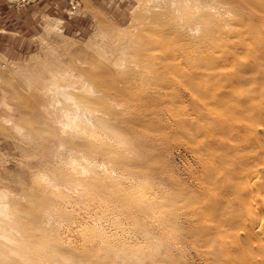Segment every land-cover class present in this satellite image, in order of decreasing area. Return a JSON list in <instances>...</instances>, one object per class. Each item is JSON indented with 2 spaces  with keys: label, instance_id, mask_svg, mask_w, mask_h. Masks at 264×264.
<instances>
[{
  "label": "rangeland",
  "instance_id": "374dc122",
  "mask_svg": "<svg viewBox=\"0 0 264 264\" xmlns=\"http://www.w3.org/2000/svg\"><path fill=\"white\" fill-rule=\"evenodd\" d=\"M169 1L0 0V192H2L1 190L3 193L6 191L5 193L10 197L15 195V198L21 201H19L20 205L18 204V206L28 208L31 201L34 200L33 196L37 193L38 188L33 182L37 183L38 176L44 178L48 173L47 164L49 160L45 155L51 149V143L56 146L54 145L56 139L53 138V140L50 137L46 140L41 139L40 144L36 145L37 147L33 145L34 139L20 118V106H27L25 109L32 111L35 103L47 100V87L36 83L35 73L17 74L14 70L19 67L31 66L36 60L60 61L63 64L62 68L67 70L63 74L64 77H69L71 74L77 75L81 69L82 72L89 69L91 73L94 74L95 72V76L99 72L95 78L97 81L88 75H83L80 82L93 85L94 91L89 93V97L93 101L96 98V100L102 99L101 102H98L100 100L93 102L95 110L103 118L105 125L115 133L113 135L112 132L101 131L103 125L100 127L98 125L96 127L98 129L95 131L107 133L108 137L112 138L111 142L109 141L111 144L114 139L113 150L119 149V146L120 152L112 154L120 157L125 153L124 155L132 164L130 168L129 166L127 168L117 161V166L116 162L110 159L113 158L111 157L112 154L108 153L112 148L108 150L109 148L106 147V151L103 148H97V152H104L105 156L99 152L90 156V158H96L95 160L94 158L91 159L93 162L90 160L93 163L92 166L96 165V168L108 173L109 171L116 172L117 176L123 174L124 178H132L135 183H140L145 187L142 190L145 193L152 191L159 193L160 206L164 214L169 212V196L173 195L174 197L179 194L178 211L187 210V218L190 220L185 221L183 218H179L176 225L177 231L172 235L169 232V227H165L164 222L159 218L158 222L156 218L152 219L151 216L147 218L145 214L148 212L136 211L129 204H122L124 200L121 197L118 199L113 197L112 199L110 195L98 193L100 194L99 196L97 194L98 198L96 196L95 202L92 201L94 202L92 205H97L92 211L94 209V206L91 205L92 202L87 203L84 200L85 203L84 198L76 196V198L74 197L76 200L73 203L74 207L72 202L69 203L72 208H69L67 204L66 206L63 205L64 207L61 206V208L66 209V212L71 211L72 216H65V219L61 216L65 221L59 217L57 222H62V224H58L56 218H53L51 224L45 225L48 231L55 230L52 235L55 238L57 235V239L61 241L60 250L62 252L69 249L75 250L78 259H81L83 264H241L242 262L255 264L257 261L256 264H262L264 254L262 256L261 252L264 253V247L263 250L256 248L260 245V241L256 235H248L246 229H250L251 225L254 224L253 220L255 221V219L252 220L251 217L246 216L250 214L248 212V197L249 199L252 198L251 192L250 194L244 193L245 197L241 194L245 198L241 199L236 188L239 187L242 181L241 177L245 173V171L243 174L237 172L240 167L244 166L241 162L247 163V159L250 158L249 161L252 162L248 161V163L253 164L256 161L254 157H258L257 160H259L262 152H264L261 146L264 144V40H259L264 39V0H215L221 13H216L217 15L215 14L214 17L210 18L211 35L204 38V32L201 29L196 31L195 41H193L195 37H191V39L186 37L187 50L180 49V52L183 51V53L177 51L179 57H182V60L177 59L181 61V63L179 61V65H176L177 61L173 62L175 50L173 53L170 48L173 43L170 42V45L167 43L169 36L165 28L169 19L165 15L164 8L169 4L174 6V3H169ZM215 3L212 0H205L202 3L205 8L204 12L206 9L209 10L207 6ZM161 9L164 11L161 15L163 18L155 21L154 14L161 12ZM142 29L144 30L142 31ZM148 29L151 33L148 32ZM221 29L227 33H223ZM111 30L112 32L114 30V32L122 31L131 34L129 50L130 48L132 50L133 47L136 50L138 43V46L142 47L144 45L141 44L142 41L144 42L146 39L147 42L151 39V35H154L155 43L152 40L149 41H152V45L158 46L156 53L160 54V58L153 63L151 69L148 68L144 72L146 78L151 76L150 84H138L139 87L124 91L123 94L127 99L139 98L144 100L147 102L145 105L129 106L123 96L113 95L112 98V93L109 95V89H113V92H118L117 89L121 91L120 88L124 87L122 82L134 73L133 69L135 68L134 64L130 63V52L128 53L127 50L124 53L125 62L121 63V61L116 64L119 62L117 51L120 52V49H116L119 46L117 45L119 41H113L112 44V39L109 37L108 41L107 31L111 32ZM144 31L145 34H143ZM235 31H238V36H236ZM172 33L169 40L176 36L175 32L173 35ZM230 33H234L235 36L234 34L230 36ZM141 34L147 37L145 36L144 40L140 38L142 41L139 42L138 39ZM133 39L138 40V43ZM91 41H94V45L99 44L92 49L89 45ZM213 42H223L227 48L214 50L215 43L212 44ZM179 46V44L176 45L178 49ZM228 46L235 48L227 50ZM76 52H80V55L77 56ZM103 53L105 54L103 55ZM172 54L173 58L166 56H172ZM161 56L164 58L162 59ZM165 57L167 58L165 59ZM215 58L219 59V63L215 62ZM107 71H109L108 74ZM101 73L106 74L100 75ZM234 93L240 95L238 96L239 99ZM151 94L152 96H150ZM100 104L102 105L100 106ZM124 104L133 112H129ZM106 106L107 108H105ZM108 107L110 108L108 109ZM58 108L61 106L58 105ZM100 108H103L102 111ZM51 111L55 112L57 109ZM111 117L114 118L111 119ZM218 118L221 123H219ZM134 120L137 126H132ZM40 126L46 127L43 123ZM75 144H79V141L75 140ZM97 147L100 146L97 144ZM84 155V152H80V157L83 158ZM260 158L263 161L264 155L262 154ZM236 162L237 165L240 162L239 168L236 167ZM259 163L256 165L260 168L261 175L259 174V176L263 178L261 180L264 184V163L262 164L260 160ZM119 164L122 166L119 167ZM209 167L213 173L209 169L206 170ZM235 167L236 169H234ZM34 173L35 175H33ZM215 173H218L219 176ZM216 175L219 179L221 178L222 183L220 180L218 182ZM23 181L29 186L25 185ZM235 184H239L236 185V190L233 188ZM230 185H232V189ZM260 188L261 185H258L252 192L256 194L255 191L259 189L264 193V187H262L263 189ZM236 194L239 195L237 196V198L240 197L239 200L234 199ZM8 195L7 198H9ZM262 196L264 197L261 195L260 200H262ZM77 199H79V203H77ZM202 202H204V207L199 204ZM205 202L208 205H205ZM97 203H100L101 206ZM258 203H256L255 208L258 207L255 211L257 210L260 212L259 214L264 216L263 202L258 201ZM112 204L113 206H111ZM184 204H187L186 207ZM190 204L193 205L190 206ZM31 205L32 208L30 206L27 211L39 209V204L33 203ZM106 205L109 206V212ZM205 206L207 208L212 206L211 209L213 208L215 211L210 208L207 209ZM86 209H88L87 212H91L86 213ZM202 209L203 211H201ZM208 210L210 213L206 216ZM73 213H76L75 216ZM240 214L243 218L239 217ZM222 216L226 218V221ZM72 217L75 222L73 219V221L71 220ZM191 219L193 220L191 221ZM207 219L211 226V228L207 226L209 230L206 229ZM219 219L222 221L219 222ZM218 223L223 226H218ZM246 223L247 225L252 224L246 227ZM215 226L218 227L215 229L219 233L214 230ZM197 228L200 231L204 229L206 236L208 239L210 237L211 240L207 241L206 236L205 239L203 235L200 236V231L197 232L199 230ZM210 229L214 230L211 232L216 233L213 235ZM222 230L223 232L227 231L225 233L229 235L228 238L225 233L224 236L221 234L224 239L220 237ZM99 231H102V234ZM209 232L210 235L221 240H216V237L214 239L209 235ZM174 239H176L177 244ZM222 240L229 244L230 250L228 244L227 248L225 241L222 242ZM108 241L111 242L110 246L113 249L111 252L113 253L109 251L110 247L107 248ZM118 241L125 242L127 247L115 250L114 245ZM221 246H226L231 254L225 249L224 251L228 253L224 254ZM250 246H253V250H249ZM96 248L102 249L100 251ZM255 249L258 250L253 253ZM86 251L90 252L86 253ZM105 252L111 253V257L109 255L107 257ZM221 252L223 253L221 254ZM248 255L250 258L253 255L254 258L250 259ZM237 257L243 258L241 259L242 262ZM235 258H237L238 263H236ZM230 260H232L231 263H229Z\"/></svg>",
  "mask_w": 264,
  "mask_h": 264
},
{
  "label": "bare ground",
  "instance_id": "6f19581e",
  "mask_svg": "<svg viewBox=\"0 0 264 264\" xmlns=\"http://www.w3.org/2000/svg\"><path fill=\"white\" fill-rule=\"evenodd\" d=\"M204 1L205 0H170L169 3H174V6L172 7L170 4L167 6L165 5L166 7L164 6L165 7L164 8L165 9L164 10L165 15L169 19L167 24H166L167 26L165 28L167 30V35L170 37V34L172 32L173 33L175 32V34H176L175 38L172 40H171V38L169 40V37L167 36L168 37L167 43L169 45H170V42L173 43L172 45H170V48L173 51V53L175 50L173 62L177 61L178 63L176 62V65H179L181 63L180 60H182L181 59L182 57H179V55H178L179 54L178 52L181 51L180 49H183V51L187 50L186 45L188 44V42H185V41H187L186 37H189V39H191V37H195L196 31H200L201 29H202L201 31L204 32V34H203L204 38L208 35H211V32H212L211 29L212 28H211V24H210V18L214 17L216 13H221V10L218 7L219 5H218V3H215V0H212L213 3H215V4H213V5L211 4V6H207V8L209 9L208 10L209 12L207 11V9H206V12H204L205 8L202 6V3ZM161 10H160L161 12H157L154 14L155 21L156 20L159 21V20H161V18H163V17H161V15H162V12L164 13V11H163V9H161ZM219 10H220V12H218ZM160 23H162V21H160ZM167 27H168V29H167ZM103 30H104V28H103ZM143 30L144 29H142V31ZM148 30H146V31H148ZM155 30H158V29L155 28ZM221 31H223V30L221 29ZM148 32L151 33L150 30ZM224 32L225 31H223V33ZM237 32L238 31H235L236 36L239 35V34H237ZM145 33L146 32L144 31L143 34H145ZM173 33H172V35H173ZM225 33H227V32H225ZM233 34H231L230 36H232ZM235 34H234V36H235ZM156 35H155V38H156ZM142 36L143 35L141 34V36L138 39L139 42L144 40L145 39L144 37L146 35H144L143 38H142ZM151 36L152 37L149 40H152L154 42V40H153L154 35H151ZM108 37L112 39V44H113V41H119V43H117V45H119L118 46L119 48L118 47L116 48L114 46V48H116L118 50L120 49V52L117 51L119 53V62H117L116 64H119L121 61H122L121 63L125 62L124 53L127 50L128 53L130 52V58H129V60L131 61L130 63L134 64V66H135V68L133 69L134 73L131 76H129L127 79H125L124 82H122V83H124V87L120 88L121 91H119L117 89L116 91H118V92H113V89H109L110 94L109 93L108 94L111 95V93H112V98H113V95L114 96H123L127 100V103L129 104V106H135L136 107V106L147 104L146 101L141 100L139 98L127 99L123 94H124V91H130L131 89L134 90L135 88L139 87L138 84H140V85L141 84H143V85L150 84V77L151 76L146 78V75L144 74V72L148 68L151 69L153 67V63L158 58H160V54L156 53L158 51V48H157L158 46H155L156 44L152 45V43H151L152 41L150 42L148 40L149 42L148 41L146 42V39H145L144 42L142 41L141 44H144V45L141 47V46H138V44H139L138 40L133 39V40L137 41L138 44L136 43L137 44L136 48L137 47L138 48L136 50H134V47L132 50L130 48V50H131L130 51L129 50V43L131 41V34L130 33L122 32V31L114 32V30L112 32V30H111V32L107 31V39H108ZM140 38L142 40H140ZM260 38H262V37H260ZM195 40H196V37L193 41H195ZM259 40H264V39H259ZM108 41H109V39H108ZM162 42H164V41H162ZM184 42H185V44H183ZM214 43H215V45L213 47L214 50H218L217 48H219V49L227 48V46L223 42L222 43L213 42L212 44H214ZM97 44H99V43H97ZM97 44L94 45V41H91L89 45L93 49V48H95V46H97ZM177 44L180 45L179 49L176 47ZM245 45H246V43H245ZM108 46H105V47H108ZM249 46H250V44H249ZM229 47L230 46H228L227 50H229L231 48H235L233 46L230 48ZM133 50H134V52H132ZM183 51L180 53H183ZM197 51H200V50H197ZM79 53L80 52H76V55L79 56L80 55ZM128 53H126V54H128ZM104 54L105 53H103V55ZM106 54H108L107 51H106ZM168 54H169V52H168ZM166 56H168L169 58L170 57L173 58V54H172V56H169V55H166ZM203 57H204V55H203ZM215 57L220 58L219 56H215ZM161 58L163 59L164 57L161 56ZM166 58L167 57H165V59ZM178 58H180V60H177ZM218 58H215V62H217V63H219ZM221 59H222V57H221ZM179 61H180V63H179ZM127 63H128V60H127ZM62 66H63V64L60 61H54V62L48 61V62H46L43 60H38V61L36 60L35 63L31 66L19 67L16 70H14V71H16L17 74H20V73L32 74V72H33V74L35 73L36 83L41 84L44 87H47L46 88L47 89L46 95L48 96L47 100H45L44 102L35 103L34 109H32V111L26 110L25 107H27V106H20L21 107L20 108V118L23 121V124L25 123L24 125H26L27 128L29 129V134L34 139L33 145L36 146L37 144H40L41 139L46 140L50 137L52 139L53 138L56 139L55 144H54L56 146H53L51 143V149L45 155V157H47V159L49 160V162L47 164L48 173L46 172L47 174L44 178H39V176H38L39 180L36 179L37 183H35V181L33 182L35 185L38 186V188H37V193L35 194V196H33L34 200L31 201V204H33V203L39 204L38 210L35 209L33 211H31V210L27 211V209H29L30 206L32 208L31 204H30V206H29V204H27L29 206L28 208H21L22 206L21 207L18 206V204L20 205V203H19L20 200L18 201V198H15L16 197L15 195H14V197H10V195L5 193L6 192L5 190H4L5 191L4 193H3V190H1L2 192H0V264H83V261L81 259H78V255H77V252L75 250L69 249L66 252H62L60 250V248H61L60 246L62 245L61 241L59 239H57V235H56V238L52 235L53 232H55V230H52L50 232L45 228V225H48L55 218H56V222H57V219H59V217L61 218V216L63 219H65L64 218L65 216H68V217L72 216L71 215L72 213L70 214L71 211L66 212V209H63V207H64L63 205L66 206V204H67V205H69V208H72V207H70L71 205L69 203L72 202V204H73L76 201V200H74V197L76 198V196H78V197L81 196L82 198H84L83 201L85 200L87 203H89V202L91 203L92 201L95 202V199H96V196L98 193H102V195H103V193L107 194L108 196L110 195V197H112V199H113V197H115L116 199H118V197H121L124 200V202L121 201L122 204H129L130 207L135 208L136 211L141 210L144 212H148L145 214V216L147 218H149L151 216L152 219L156 218V221L159 218V220L164 222L165 227H167V228L169 227V232L172 235L175 234L177 231L176 225H177V220L179 218H183L185 221L188 220L187 210L182 211V212L178 211V208H177L178 202L177 201L179 198L178 197L179 194L175 195L176 194L175 193L174 197H173V195L169 196V202H170L169 212H168V214H166V213L164 214L163 211L161 210L162 207L160 206V194L159 193H155V191H152L150 193H145V191H142L143 189H145V187L140 185V183H138V184L135 183V181L132 178H128V177L124 178L125 176L123 174L122 175L120 174V176L119 175L117 176L115 174L116 172L114 173L113 171H111V172L109 171V173H108V172H105L101 169L96 168V165L92 166L93 160H91V159H93L94 157L90 158V156L99 152V151L97 152V148H103V150H105L106 147L109 148L108 150H111L110 148H112V150L110 152L108 151V153H110V154L119 153L120 147L118 145L120 142L117 144L119 149L113 150L112 144L114 143L115 140L113 139V141H112L113 143L111 144L110 142H111L112 138L110 139L108 137V134H107V133H111L112 129L109 128L107 125H105V121L100 116V114H97V112L95 110V106H94L93 102L97 98L93 101L89 97V93L90 92L92 93V91H94L93 90L94 87H93V85L90 86V84L87 85L85 83L83 84L80 82L83 75H88L90 78L95 79L96 76H98L99 72L95 76V72L93 74L89 71V69H88V71H85V70H87V69H85L84 72H82L81 71L82 69H81V70H79L80 72L77 75L71 74L72 76L69 75V77H64L63 74H65L67 72V70L63 69ZM108 72L109 71H107V74H108ZM102 74H106V73H101L100 75H102ZM45 75L46 76L48 75V77L46 78ZM89 77H88V79H89ZM99 77H97V78H99ZM95 81H97V79H95ZM250 88L252 89V87H250ZM237 93H234V94H237ZM244 93L247 94V92H244ZM234 94H233V96L236 97ZM99 96L101 97V94ZM150 96H152V94ZM238 96H240V95L237 94L236 98L239 99ZM106 99H105V101H106ZM98 100H100V101H98ZM98 100H96V101H98V102L102 101V99H100V98H98ZM105 101L103 100V102H105ZM58 105H60L61 108H58ZM101 105L102 104H100V106ZM102 107L104 108V106H102ZM125 107H126V105H125ZM105 108H107V106ZM109 108L110 107H108V109ZM111 108H113V107L111 106ZM56 109L58 112L55 111ZM102 109L100 111H102ZM108 109H106V111H108ZM51 110H54L55 112H52ZM133 110H135V109H133ZM124 111H126V110H124ZM129 112H133V111L129 110ZM135 112H137V111H135ZM207 112H209V110ZM127 113H128V111H127ZM127 113H125V114H127ZM113 118L111 117V119H113ZM219 121L218 122L221 123L220 119H219ZM223 122L225 124V121H223ZM42 123L46 127H43V126L41 127L40 125H42ZM132 124H133L132 126H137V123L135 120L132 122ZM98 125H99V127L101 125H103V126H101L103 128L101 131L105 130L107 132L106 133L107 135L103 134L104 132L97 133L98 131L97 132L95 131L96 129H98V128H96ZM112 125H113V123H112ZM225 125L227 126V124H225ZM254 129H255V126H254ZM128 130H130V129H128ZM251 131H252V129H251ZM114 133L112 132L111 134L114 135ZM123 136H124V134H123ZM115 139H116V137H115ZM124 139H126V138L124 137ZM75 140H78L79 144H75ZM117 140H119V139H117ZM122 143H123V141H122ZM97 144L100 147H97ZM115 145H116V143H115ZM263 145L264 144L261 145L263 148L262 150H264ZM205 147H207V146H205ZM47 150H48V148H47ZM125 150H126V148H125ZM80 152L85 153L83 158L80 157ZM99 153H101V152H99ZM102 154H104L103 156H105L104 152L101 153V155ZM106 154H107V152H106ZM128 154H130V153H128ZM262 154L264 155V152H262ZM262 154H261V156L259 154V156L262 157ZM123 155L122 156L120 155V157H118V155L114 156L112 154L111 157H113V158H110V159H113L114 162H116L115 163L116 165H117V161H118V163H121L122 165H124L123 167L128 168V166H129V168H130L132 166V164L128 161L126 156L125 155L123 156ZM108 157H110V156H108ZM260 157H259V160L263 164L264 160L261 161L262 159ZM102 158H104V157H102ZM254 158H256V159H254ZM254 158L253 159L257 161V162L255 161L253 163L254 165L252 163H248L250 158L247 159L248 161L245 160L247 163L241 162V164L244 165L242 167H240V165H241L240 162H238V165L236 162V165H237L236 167H238V168L240 167V170L238 169L237 172H241L243 174V172L245 171V173L241 177L242 181L240 182V185L235 184V185H233V186H235L233 188L235 189L236 185H239V187L236 188L237 190L236 189L235 190L237 191V194L240 195L241 199L245 197L244 193L248 192L250 194V192H251L250 196H252L253 199L252 198L249 199V197H248L249 204H248V200L246 203V206L248 204V210H249L248 212L250 214H248L246 216L251 217L252 220L255 219V221L253 220V222H254L253 225H251L252 223H250L251 227H250V229L246 228L248 230V231L247 230L246 231H247V234L249 233L248 235H250V234L256 235V238H258V240L260 241V245H258L256 248L262 249L264 247V216L259 214L260 212H258L257 210L255 211V209H257V207H258L257 206L255 208V206H256V203H258V201L259 202L262 201L263 205H264V197L262 196V200L259 199V198H261V195H264V193L262 190H259V189H257V191H255L256 194H254V192H252V191H254V189L258 185H261L260 189H263L262 187H264V184L261 180L262 177L260 178V176H259L260 168L256 165L257 163L260 164L259 160H257L258 157L255 156ZM95 159L96 158H94V160ZM108 159H105V160H108ZM223 159H221V160H223ZM39 162H41V161H39ZM249 162H252V161H249ZM97 164H98V162H97ZM104 165H106V164L104 163ZM234 165H235V163H234ZM121 166L119 164V167H121ZM112 167H114V166H112ZM236 167L234 169H236ZM208 169H209V171L211 170L210 167L207 168L206 170H208ZM41 172H42V170H41ZM210 172H212V171H210ZM210 172H208L209 175H210ZM37 173H38V171H37ZM208 173H207V175H208ZM215 174L218 175V173H215ZM33 175H35V173ZM36 175H38V174H36ZM124 179H126V180H124ZM220 179L218 177V182ZM5 180H7V179H5ZM5 180H4V182H5ZM20 181H21V179H20ZM124 181H126V182L124 183ZM23 182L25 183V181H23ZM220 182H221V180H220ZM24 183H22V184H24ZM30 184H31V182H30ZM233 184H234V182H233ZM25 185H27V184L25 183ZM27 186H29V185H27ZM145 186H146V184H145ZM231 186L232 185H230V188H231ZM24 189H22V190H24ZM235 190H234V193L236 192ZM258 190L260 191L259 193H258ZM9 192L11 193V191H9ZM24 192H26V191H24ZM22 194H23V192H22ZM94 194H95V198H94ZM237 194H236V198H234V199H238V198L240 199V197L237 198V196H239ZM241 194L242 195L244 194L243 195L244 197H242ZM7 195L9 198H7ZM17 195H18V193H17ZM99 195L100 194H98V196ZM247 195H246V197H247ZM98 196H97V198H98ZM28 198H29V196H28ZM29 200H30V198H29ZM78 200L79 199H77V203H79ZM186 200H188V199H186ZM101 201H99V202H101ZM183 201H184V199L182 200V202ZM94 202H92L91 205L94 204ZM234 202H236V201L234 200ZM203 203L204 202L199 203V204L204 207ZM80 204H81V202H80ZM97 204L101 206L100 203H97ZM102 204H104V203H102ZM195 204H197V203H195ZM75 205H77V204H75ZM186 205L184 204L185 207H186ZM192 205L190 204V206H192ZM205 205H208V204L205 202ZM61 206H63V207L61 208ZM92 206H94V205H92ZM95 206H97V205L95 204ZM95 206H94V209L91 208L92 211L95 210V208H96ZM111 206H113V204ZM73 207H74V204H73ZM81 207H82V205H81ZM107 207H108L107 209H109V206H107ZM211 207H208V208L211 209ZM101 208H103V207H101ZM101 208H100V211H101ZM198 208L200 209V207H198ZM97 209L99 210V207H97ZM199 209H197V210H199ZM79 210H81V209H79ZM87 210L88 209L85 210L86 213L91 212V211L87 212ZM89 210H90V208H89ZM129 210H130V208H129ZM204 210L206 213L205 208H204ZM213 210L215 211V209H213ZM223 210H225V209H223ZM109 211H110V209L108 210V212ZM201 211H203V209ZM216 211H218V210L216 209ZM94 212L97 213V211H94ZM105 213H107V212L105 211ZM208 213H210V210H208L206 216L208 215ZM214 213H216V212H214ZM74 214H76V213H73V215ZM218 214L220 215V212ZM246 216H245V218H246ZM232 217L235 219L234 216H232ZM239 217H241V214ZM239 217H237V219H239ZM77 218H79V217H77ZM88 218H89V215H88ZM91 218H90V220H92ZM222 218H224V217L222 216ZM241 218H243V216ZM72 219H73V217L71 218V220ZM225 219L226 218H224V221H226ZM60 220H59V222H60ZM73 220L75 222V219H73ZM137 220H135V221L137 222ZM192 220L193 219H191V221ZM63 221H65V220H63ZM188 221H190V220H188ZM221 221L222 220H220L219 222H221ZM246 221L247 220H245V222ZM93 222H95V221H93ZM208 222H209V224H208ZM57 223H56V225H57ZM60 223L62 224V222H60ZM60 223H58V224H60ZM206 224H207L206 227L209 226L211 228L209 220L206 222ZM222 224H223V222H222ZM222 224L220 225L218 223V226L219 225L223 226ZM242 224H244V223H242ZM204 225H202V226L205 228ZM213 225H216V224H213ZM248 225L246 223V227H248ZM60 226H62V225H60ZM200 226H201V224H200ZM200 226H198V227H200ZM54 227H55V225H54ZM84 227H83V229H85ZM215 228L217 229L218 227H216V226L214 227V230L216 231ZM197 229H199V228H197ZM206 229L209 230L208 227ZM219 229H220V227H219ZM212 230L210 229V232ZM199 231H200V229L197 232H199ZM201 231L199 232V234H201L200 236L203 235V237L205 239L206 232L203 229L204 233L202 234L203 231L202 232ZM210 232H209V235H210ZM216 232H218V231H216ZM216 232H211V233L214 235ZM222 232H223V230H222ZM222 232H220V235L223 234V236H224L225 232L227 233V231H224L223 233ZM99 233L102 234V231H99ZM226 233H225V236H227V238H228L229 235H227ZM210 236L213 237L212 235H210ZM223 236L221 235L220 237L224 239ZM235 236H236V234H235ZM102 237H104V236H102ZM214 237H216V236H214ZM206 238L208 239V236H206ZM218 239H220V238L216 237V240H218ZM104 240H105V237H104ZM175 240L176 239H174V241ZM209 240H211L210 237L207 241H209ZM224 241L222 240V242H224ZM105 242H107V240H105ZM118 242H120V241H118ZM118 242L117 243L114 242L115 243L114 247H116V248H114L115 250L120 249L122 247H127L125 242H122V241L120 243H118ZM110 243L111 242L108 243V246L105 243L106 244L105 246H107V248L110 247L109 251L111 252V250H113V249H111L112 247L110 246L111 245ZM175 243L177 244L176 241H175ZM220 243H221V241H220ZM224 243L227 246L228 243H226V241ZM63 245H65V244L63 243ZM89 246H91V245H89ZM226 246L225 247L221 246L223 248V249L222 248L221 249L224 252V254L228 253V252L230 253L229 244H228L229 250L227 249L228 246H227V248H226ZM93 247H95V245ZM252 247L251 246H250V248L248 247L249 250L250 249L253 250ZM92 249H94V248H92ZM99 249H97V250H99ZM101 249H100V251H101ZM224 249L227 250L228 252L224 251ZM257 250L255 249L253 251V253H255ZM87 252H90V251H86V253ZM223 252H221V254ZM250 252H251V254H253L252 251H250ZM111 253H113V252H111ZM110 254L106 253L107 257H108V255L111 257ZM232 254H233V252H232ZM261 254L263 256L264 253L261 252ZM225 256L227 257V255H225ZM229 256H231V255H229ZM252 256H251V258H254ZM262 256H261V259H262ZM80 257H81V255H80ZM237 258H235L236 263H238ZM249 258H250V256H249ZM227 259H229V258L227 257ZM235 259H234V261H235ZM238 259H240V261L242 262L241 259H243V258H238ZM262 260L263 261H261V262H262V264H264V258ZM231 261L232 260H230L229 263H231ZM227 262H228V260H227ZM256 263H258V261L255 262V264ZM232 264H234V263H232Z\"/></svg>",
  "mask_w": 264,
  "mask_h": 264
}]
</instances>
